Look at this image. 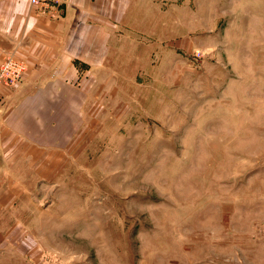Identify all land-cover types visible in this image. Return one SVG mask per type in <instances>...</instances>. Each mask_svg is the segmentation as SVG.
Instances as JSON below:
<instances>
[{
  "label": "rangeland",
  "instance_id": "374dc122",
  "mask_svg": "<svg viewBox=\"0 0 264 264\" xmlns=\"http://www.w3.org/2000/svg\"><path fill=\"white\" fill-rule=\"evenodd\" d=\"M125 16L66 135L0 158V264H264V0Z\"/></svg>",
  "mask_w": 264,
  "mask_h": 264
},
{
  "label": "crops",
  "instance_id": "0c3cea01",
  "mask_svg": "<svg viewBox=\"0 0 264 264\" xmlns=\"http://www.w3.org/2000/svg\"><path fill=\"white\" fill-rule=\"evenodd\" d=\"M62 3V14L49 18L30 0H0V60L11 54L27 65L17 88L0 87V158L18 140L66 135L69 111L84 100L81 71L106 62L113 27L132 0Z\"/></svg>",
  "mask_w": 264,
  "mask_h": 264
},
{
  "label": "built area",
  "instance_id": "2783aa9c",
  "mask_svg": "<svg viewBox=\"0 0 264 264\" xmlns=\"http://www.w3.org/2000/svg\"><path fill=\"white\" fill-rule=\"evenodd\" d=\"M30 4L47 17L57 18L62 14V0H30ZM26 62L8 54L0 60V87L15 89L23 79ZM199 264V263H193Z\"/></svg>",
  "mask_w": 264,
  "mask_h": 264
}]
</instances>
